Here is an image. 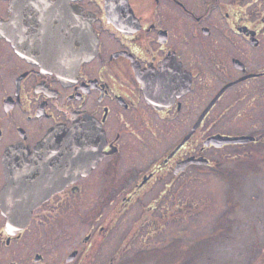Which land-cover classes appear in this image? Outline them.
I'll return each instance as SVG.
<instances>
[{
  "label": "flooded vegetation",
  "instance_id": "flooded-vegetation-1",
  "mask_svg": "<svg viewBox=\"0 0 264 264\" xmlns=\"http://www.w3.org/2000/svg\"><path fill=\"white\" fill-rule=\"evenodd\" d=\"M77 124L93 136L68 148L95 165L84 171L67 166L71 154L35 153ZM216 136L254 140L219 146ZM15 148L35 153L33 190L50 195L10 234L1 196ZM216 170L239 184L264 176V0H0V264H86L99 236L129 212L137 231L170 228L186 210L184 186ZM87 200L96 202L95 223L108 209L114 217L68 249L69 228L49 227ZM248 220L257 229L250 242L242 233L244 259L264 264V214ZM222 221L214 228H232V215ZM215 237L174 252L137 249L125 264H163L167 253L210 264Z\"/></svg>",
  "mask_w": 264,
  "mask_h": 264
},
{
  "label": "rangeland",
  "instance_id": "rangeland-1",
  "mask_svg": "<svg viewBox=\"0 0 264 264\" xmlns=\"http://www.w3.org/2000/svg\"><path fill=\"white\" fill-rule=\"evenodd\" d=\"M230 172L233 173V171ZM227 176L233 175L229 173L225 175L222 170H216L214 174L200 173L197 183L186 184L183 190L184 208L186 210L180 213L177 220L169 225L170 228H164L157 233H152L148 228H142L137 231L139 228H132V221L136 219H133L134 212H129L126 216L117 219L118 221L114 224L116 227L107 233L103 232L101 237L99 236L98 240L101 241H99L98 251L96 254L92 253L93 255L89 256L90 258H87L86 264H105L114 253H120L122 250V258H119L120 263L117 262V264H125V261L128 262L129 258L133 257L134 251L138 253L140 249L164 244L180 247L182 243L191 244L194 241H200L201 243L206 240V236L212 233L216 237L215 242L212 244L214 246V261L210 264H247L244 259V253L247 251L246 248L250 250V245L246 247L242 233L243 231H248L247 241L250 242V234L257 228L249 227L248 217L260 211L264 214V176H255V179L246 184H239L237 180L229 181L226 178ZM257 193L260 196L257 195L256 201H252L254 197L252 194ZM231 199L233 207L228 210L230 208L228 203ZM241 203L244 205L243 208ZM95 205L96 202L91 200H87L83 205L76 202L72 203V212L65 217H57L49 227L69 228V236L64 242L68 249L79 247L82 239L84 247V238L93 231L92 228H95L96 225L99 226V224L102 225V222L105 223L106 220L114 217L112 209H108L103 213L101 221L95 223L97 214L91 211ZM228 215H232L231 223L233 224H230L232 228H214L217 224H222L226 219L222 222L220 220L227 218ZM261 221L264 222L263 220ZM181 226L183 228H180ZM259 230H262V228H259ZM219 233L222 235L221 238L217 237L220 235ZM225 234L229 235L226 239ZM129 240L134 245L131 250H129L130 247L127 245ZM126 246L127 248L125 249ZM199 246L201 249V244ZM143 259H137L135 264ZM199 263L207 264L208 262L200 257ZM141 264L153 263L144 262ZM169 264H180V261L177 260ZM185 264H197V262L194 259H189Z\"/></svg>",
  "mask_w": 264,
  "mask_h": 264
},
{
  "label": "water",
  "instance_id": "water-1",
  "mask_svg": "<svg viewBox=\"0 0 264 264\" xmlns=\"http://www.w3.org/2000/svg\"><path fill=\"white\" fill-rule=\"evenodd\" d=\"M13 23L14 25L17 24L16 10H14ZM87 42H90V40L88 39ZM84 58H88V55H85ZM189 135L184 141H186ZM82 136H93L90 128L83 124H77L68 129L56 130L40 143V149L35 153H47L51 157L53 154H71L72 157L65 158V162L68 163L67 166L72 168L74 165L82 163V169L85 171L90 165H95L96 163L94 164V161L91 160L88 161L87 165H83V151L77 147L72 150L68 148L69 144H74ZM251 140H254V138L249 136L232 138L216 136L211 139V142L220 146L226 143H244ZM35 153H28L17 148L7 153V185L2 193L1 201L3 204V213L7 218L6 228L10 234L26 228L31 220L33 210L41 205L50 195L49 191L38 192L33 190L38 185L37 182L35 183L32 174L34 170L32 161ZM54 161L57 163L61 160L60 158H56Z\"/></svg>",
  "mask_w": 264,
  "mask_h": 264
},
{
  "label": "trees",
  "instance_id": "trees-1",
  "mask_svg": "<svg viewBox=\"0 0 264 264\" xmlns=\"http://www.w3.org/2000/svg\"><path fill=\"white\" fill-rule=\"evenodd\" d=\"M171 248H172V246H169V247H168V250H170ZM171 251L174 252V248H172ZM166 256H168V257H167V261H166L165 263H163V264H169V263H173V262H175V260H174L175 256H174V255L171 256V255H169V253H167ZM143 260H144V259H143ZM134 264H135V263H134Z\"/></svg>",
  "mask_w": 264,
  "mask_h": 264
}]
</instances>
